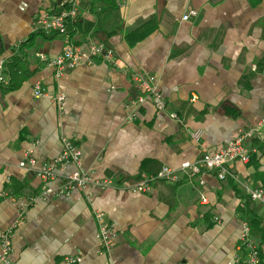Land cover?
Segmentation results:
<instances>
[{
  "label": "crops",
  "instance_id": "obj_1",
  "mask_svg": "<svg viewBox=\"0 0 264 264\" xmlns=\"http://www.w3.org/2000/svg\"><path fill=\"white\" fill-rule=\"evenodd\" d=\"M122 1L84 0L69 32L45 34L37 18L57 11L59 0H0V61L12 77L0 84V232L27 207L13 238V264H243L244 222L264 262V204L247 191L264 190V124L245 143L251 160L231 164L238 180L209 172L204 186L183 179L155 182L147 193L89 187L41 197L47 183L19 166L57 157L66 135L95 177L134 183L226 145L264 118V0ZM191 9L198 15L183 20ZM136 29L145 35L129 39ZM91 41L112 47L117 63L99 59L56 78L40 60ZM133 73L155 75L182 122L149 100L130 106L143 94ZM37 82L48 95L35 97ZM60 92L63 112L53 99ZM195 129L204 131L199 142L190 134ZM97 212L118 233L109 251L100 245Z\"/></svg>",
  "mask_w": 264,
  "mask_h": 264
},
{
  "label": "built area",
  "instance_id": "obj_2",
  "mask_svg": "<svg viewBox=\"0 0 264 264\" xmlns=\"http://www.w3.org/2000/svg\"><path fill=\"white\" fill-rule=\"evenodd\" d=\"M84 0H59V9L51 13H44L37 18L38 30L45 34L59 33L66 34L69 24L76 21L78 16L79 4ZM121 4L122 0H114ZM198 10L191 9L183 16V20H189L197 16ZM115 65L117 56L115 50L101 41L88 43L86 46L68 44L61 53L53 56L40 54V60L47 66L54 68L55 77L60 78L69 69L80 66H91L97 60ZM119 69L120 66H118ZM256 70V65H253ZM132 78L140 84L143 94L130 101V106L135 109L141 107L147 100L151 101L159 112H168L169 117L177 122H182L177 112L168 109V103L158 87V80L155 75H143L133 73ZM9 78L4 73V61H0V84H7ZM35 97H44L48 95L46 89L39 83L34 85ZM65 94L59 93L53 99L58 105L60 112L64 110ZM135 116V110L131 112L130 119ZM264 124V118L255 127L239 130L236 135L226 144L219 148L205 149L202 154L193 159L185 160L179 167L163 165L155 174L142 175L134 182L117 183L113 176L97 178L92 172L87 170L81 162L82 150L74 139L64 135L62 137L63 148L60 154L38 166L35 158L22 160L19 166L35 173L47 185L41 190L39 196L47 197L54 195L57 197L71 195L75 190L96 187L100 189L119 188L124 191L147 193L151 191L155 182L165 181L168 183H180L183 179L197 182L200 186L205 185L204 176L206 173L214 172L218 179L225 180L232 178L238 180L236 173L232 170L231 164L235 161L248 163L251 158V152L245 143L251 139L257 129ZM191 137L199 142L204 131L195 129L191 131ZM255 151V150H254ZM74 164L76 167L68 174H61L68 165ZM60 178V179H59ZM59 180V184L51 186L50 182ZM249 197L256 202L264 204V190L261 188L247 189ZM32 198L31 200H33ZM206 196L201 195V201L206 203ZM27 213V207L20 209L19 217L5 230L0 232V264H13V238L15 230L20 221L24 220ZM99 220L98 237L103 251H109L115 244L118 233L112 227L104 222L103 212H97ZM242 247L247 252L243 264H264L261 260L260 246L255 243L251 237V226L249 223H243ZM70 263L79 261V258H68Z\"/></svg>",
  "mask_w": 264,
  "mask_h": 264
},
{
  "label": "trees",
  "instance_id": "obj_3",
  "mask_svg": "<svg viewBox=\"0 0 264 264\" xmlns=\"http://www.w3.org/2000/svg\"><path fill=\"white\" fill-rule=\"evenodd\" d=\"M71 27H73V25L72 24H69V26H68V32H69V30H70V28ZM139 32V29H136V30H134V31H132V32H130V33H128L126 36L129 38V39H137V38H140V37H142V36H144L145 34L144 33H138ZM59 34V33H58ZM252 69V68H251ZM253 70V69H252ZM8 78H9V82H10V84H11V81H12V77L9 75L8 76ZM8 82V83H9ZM258 152V151H257ZM257 154V153H256ZM253 156H252V154H251V158H252ZM251 158H250V160H251ZM262 189V188H261ZM251 199V198H250Z\"/></svg>",
  "mask_w": 264,
  "mask_h": 264
}]
</instances>
